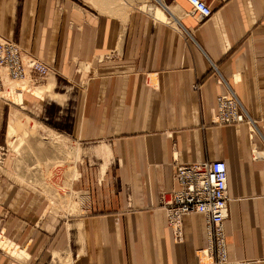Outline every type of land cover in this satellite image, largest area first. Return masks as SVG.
Masks as SVG:
<instances>
[{
  "label": "crops",
  "instance_id": "1",
  "mask_svg": "<svg viewBox=\"0 0 264 264\" xmlns=\"http://www.w3.org/2000/svg\"><path fill=\"white\" fill-rule=\"evenodd\" d=\"M158 1L139 0L147 11L120 15V0L91 5L94 12L71 0H0L1 37L63 76L85 79L70 130L57 129L77 145L102 143L92 151L106 174L98 179L104 187H89L75 148L76 175L58 186L63 211L50 209L59 195L44 179L22 175L7 143L29 133L67 146L37 123L64 96L42 78L45 86L30 90L39 99H24L26 86L16 90L22 99H0V233L23 256L0 251V264H51L61 255L71 264H212L211 252L199 254L210 246L205 217L189 215L177 243L162 199L175 188L178 165L215 160L229 173L228 258L264 264V0H205L213 10L207 19L187 0ZM227 86L255 121L254 133L216 123ZM59 163L73 167L50 161L48 170Z\"/></svg>",
  "mask_w": 264,
  "mask_h": 264
},
{
  "label": "built area",
  "instance_id": "2",
  "mask_svg": "<svg viewBox=\"0 0 264 264\" xmlns=\"http://www.w3.org/2000/svg\"><path fill=\"white\" fill-rule=\"evenodd\" d=\"M187 1L203 19L213 15V10L205 0ZM28 74L47 77L55 72L38 59L31 58L27 61L18 44L0 38V91L4 88V77L20 81ZM218 82L223 84L225 80L220 76ZM215 120L218 125L246 124L251 133L256 131L255 121L230 87L227 93L217 98ZM0 152L1 166L5 151L1 149ZM228 176V167L223 160L178 165L174 175L175 188L169 197L164 196L162 199L167 224L172 230L175 242L183 243L186 218L194 214L203 215L210 246L200 250L199 254L209 255L211 252L214 257L212 264H252L248 261H231L228 258L224 227L229 219Z\"/></svg>",
  "mask_w": 264,
  "mask_h": 264
},
{
  "label": "rangeland",
  "instance_id": "3",
  "mask_svg": "<svg viewBox=\"0 0 264 264\" xmlns=\"http://www.w3.org/2000/svg\"><path fill=\"white\" fill-rule=\"evenodd\" d=\"M71 1L93 12L94 9H92L91 5L93 6L94 5L97 6L96 4L107 5L108 3L111 2V0H108V2L107 0H104V4H102L101 2H97V0H71ZM126 1H129L130 7L126 3ZM138 1L139 0H120L121 6L120 8H116V10L119 11L120 15L123 14V11H125V13L132 12L134 10L147 11V4L142 3V6L138 7ZM162 1L165 2L166 0H159L158 2L162 3ZM86 4H88V6H86ZM151 4L155 5L154 1ZM154 8L157 9V7H153L151 11L152 14H154ZM102 9L104 8H100L101 11ZM148 12H150L149 9ZM119 13L117 15H119ZM0 38L3 37L0 36ZM23 57L27 61L31 59V57L25 55L24 53H23ZM54 72L55 74H51L47 77H40L35 74H28L24 80H20V81L13 80L9 77H4V88L0 91V99H14L15 101H17L16 99H22V96L18 94L16 90L17 87H23V86L27 87L26 90H23V98L24 99H28L30 97L33 98L34 97V95H32L33 92H31L30 90L37 88V85L41 87V85L43 84L42 83L43 80L44 82H46L45 81L46 79H42V78H48V79L51 78L52 79L51 82L55 83L53 92L64 96L62 100H57V101L52 100L55 101V103H53L52 106H50V108L48 109L49 119L43 121L41 120L37 123L46 128L48 127L49 129L56 131L60 135L65 136L67 138V143H66L67 146L62 144L52 143L50 140L43 139V136H37V134H35V136H32L29 133L19 136L18 137L19 142L16 143L13 142L12 144L7 143L10 152L20 155L18 159V170L22 172V175H26L27 177L28 176L40 177L44 179L46 181L47 189L50 188L52 190H55L56 193L59 195V197H56V199L60 201L59 202L60 204L56 206L54 200H52L50 203V209H52L55 206L56 211H63V206H64L63 196L65 195H62L58 186L59 185L65 186L63 183L65 175L67 176L76 175L74 162L77 152L75 151V148H80V150L82 151L81 155L79 156V160L76 162V165L78 171L82 172L86 177L90 178L89 187H93L94 190L96 188L104 187V183L101 182V184H99L98 179H100V177L102 176H105L106 174L104 175L101 174V166L102 164H104V160L97 158L92 151L94 147H97L102 143H89V144L77 145L76 143L71 142V138L67 134L60 132L57 129V128H61L62 130H67V131L70 130V127L72 126L71 117L72 114H74V111L76 110V105L78 102L77 99H75V97L76 96L78 97L80 89H82L85 86V82H86L85 79L80 80L79 73H77L78 75L77 78L76 77L69 78L63 76L61 73H58L57 71ZM32 78H34V80L35 78H40V79H37L38 81L35 83L34 80L32 81ZM40 80L42 81L40 82ZM7 89L8 91H6ZM34 98L37 97L35 96ZM44 99H50V97L46 95ZM67 99H74V100L67 103L65 101ZM56 117L57 118L60 117L61 119L56 120L55 119ZM25 128H27L26 125ZM70 147L74 148L72 153H70L69 150ZM46 150H52L53 153L52 152L48 153ZM4 158L5 155L4 157H2V159ZM71 160H72L71 164L73 166L71 168H69L68 166L67 168L63 163H59L61 164V167L60 169L57 168L56 171L55 168H53L52 170H48L47 168L50 164V161H64L68 163ZM109 165L110 163L108 164V166ZM54 172H56L57 175L60 174L61 175L60 177H62V179L58 181L59 182L58 184H56L55 183L56 181L54 182L53 178H51V177H55ZM109 174H112V172L111 173L109 172ZM72 208H73L72 213H75V208L74 207ZM4 233L2 232L0 233V251L15 258L16 257L23 258V256H18L17 253L14 252L16 249L13 248L14 246L11 245V243H9L10 241H8L9 239ZM61 256L59 258V261H56V263L52 262L51 264H71L70 259H67V261H65V257H63V255ZM25 257H27V255H25Z\"/></svg>",
  "mask_w": 264,
  "mask_h": 264
},
{
  "label": "bare ground",
  "instance_id": "4",
  "mask_svg": "<svg viewBox=\"0 0 264 264\" xmlns=\"http://www.w3.org/2000/svg\"><path fill=\"white\" fill-rule=\"evenodd\" d=\"M4 246V245H3ZM14 248V247H13Z\"/></svg>",
  "mask_w": 264,
  "mask_h": 264
}]
</instances>
